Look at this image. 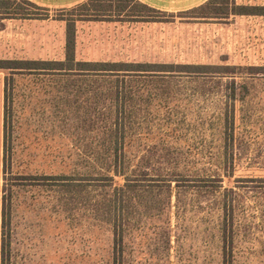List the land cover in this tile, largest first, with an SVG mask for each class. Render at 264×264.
<instances>
[{"label": "rangeland", "instance_id": "374dc122", "mask_svg": "<svg viewBox=\"0 0 264 264\" xmlns=\"http://www.w3.org/2000/svg\"><path fill=\"white\" fill-rule=\"evenodd\" d=\"M224 1L229 8L264 6V0ZM77 5H38L42 9H30L31 18L0 16V59H64L66 23L59 18ZM93 5L116 12L76 21L78 61L205 64L229 72L177 73L144 89L140 79L94 81L87 74L75 83H82L79 93L55 77L15 75L5 104L9 72L0 69V189L5 106L14 122L12 172L82 173L90 167L84 149L93 141L92 113H104L102 126L122 111L132 113L126 141L132 140L137 156L155 161L160 174L175 168L193 176L191 184L171 193L160 186L133 193L123 248L120 254L117 245L115 255L118 226L94 220L86 199L56 187H15L4 234L0 190V263L4 239L5 264H264V73H248L264 66V16L205 18L195 7L149 11L132 4L119 14L117 4ZM13 6L25 8L18 0ZM232 79L233 125L225 131ZM223 138L232 144L226 158Z\"/></svg>", "mask_w": 264, "mask_h": 264}, {"label": "trees", "instance_id": "16d2710c", "mask_svg": "<svg viewBox=\"0 0 264 264\" xmlns=\"http://www.w3.org/2000/svg\"><path fill=\"white\" fill-rule=\"evenodd\" d=\"M16 0H0V16L2 18H31L36 15L30 12V9H42L36 3L30 0H18L21 5H24V12L17 11L13 3ZM96 3L117 4L118 13L122 14L125 8L131 4L141 9L151 10L153 8L143 4L137 0H87L72 8L69 17H61L59 19L65 21V46L64 59L62 60H31V59H0V69L8 70L5 77L4 86V102L13 96L12 82L15 80V75H30L37 74L42 76L55 77L58 80H65L66 87L73 88L79 93L82 89L81 84L76 86L79 78L85 75L93 74L91 77L94 81L109 79H116L117 82H126V79H140L141 89L149 86L148 82H160L168 79L170 75H177V73H205L209 69L216 70L215 73L229 72L228 66L224 68L220 66L212 67L205 64H174V63H143V62H93V61H78L75 59V23L77 20H93L100 18L97 16L101 12H116V10L102 9L93 5ZM224 0H208L207 2L195 7L191 10L196 12L197 17L207 18H222L229 17L231 14L235 15H264V6L253 5H238L233 3L229 8L228 1ZM103 17H107L103 15ZM250 74L264 73V66H251L249 68ZM207 70V71H206ZM81 80V79H80ZM55 82V81H54ZM83 82V80H81ZM235 81L232 79L230 91L225 96L231 102V108L222 113V120L224 129H229V125H233V102L236 99ZM55 85L58 86V84ZM59 88V87H58ZM120 89V88H118ZM164 90V88L161 87ZM64 90V88H63ZM113 90V87L108 91ZM59 91H61L59 89ZM85 91V90H84ZM227 92V91H226ZM10 96V97H8ZM77 101V100H76ZM10 108L5 106L4 109V155L2 168V185H1V216H2V230L5 234L6 226L10 224L11 206L13 189L19 185H27L32 188L38 187H56L58 192L64 194L67 191L74 197L84 203L86 199V206L92 207L93 219L98 220L104 225L118 226L119 239L114 240V255L116 254V247L119 245L120 254L123 248V228L126 222V202L135 199L133 193L139 192L141 187L149 188V186H160L173 192L175 188H183L190 185L188 174L175 170L167 171L164 174L159 173V168L155 161L146 160V156L142 154L137 156L134 145L126 141V136L131 138V130L128 127V121H132V113H123L116 111L113 121L103 123L104 113L100 111L95 114L92 113L93 125L91 130L94 132L92 145L90 148L84 149V156L89 158L90 167L83 170L82 173H76L71 177L67 175L53 176V175H32L21 174L19 172H12L10 169V148L12 149V136H14V122L12 116L9 115ZM131 115L130 118H127ZM96 132V134H95ZM100 139V140H99ZM99 140V141H98ZM95 141V144L93 145ZM144 149V148H143ZM221 154L224 158L231 156L232 144L226 145L223 138V144L220 147ZM9 162V164L7 163ZM175 167V166H173ZM118 179V182L115 180ZM174 183V184H172ZM143 191H145L143 189ZM76 192L81 195H76ZM171 195V194H170ZM63 204L66 205V199L61 197ZM86 212V211H85ZM89 212V211H88ZM87 213V212H86ZM88 214V213H87ZM92 213H90L91 215ZM90 217V216H89ZM91 219V218H90ZM2 255L1 263L5 264L4 253L5 243L2 241ZM120 257V256H119Z\"/></svg>", "mask_w": 264, "mask_h": 264}, {"label": "crops", "instance_id": "0c3cea01", "mask_svg": "<svg viewBox=\"0 0 264 264\" xmlns=\"http://www.w3.org/2000/svg\"><path fill=\"white\" fill-rule=\"evenodd\" d=\"M37 5H44L48 7H68L80 4L87 0H30ZM149 7L157 8L160 10H172L183 8L182 10L198 7L199 5L207 2L208 0H137ZM264 16V15H259Z\"/></svg>", "mask_w": 264, "mask_h": 264}]
</instances>
